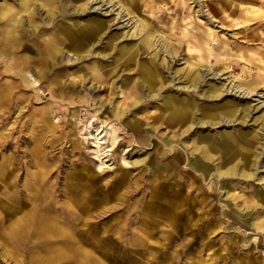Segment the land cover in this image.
<instances>
[{
  "label": "rangeland",
  "instance_id": "rangeland-1",
  "mask_svg": "<svg viewBox=\"0 0 264 264\" xmlns=\"http://www.w3.org/2000/svg\"><path fill=\"white\" fill-rule=\"evenodd\" d=\"M87 21L100 23L93 42L81 31ZM47 37L64 51L51 58L43 50L42 63L36 48ZM0 40V264H264V229L236 222L223 180L201 174L189 154L194 141L220 147L228 136L255 168V150L264 145V0H0ZM125 45L140 46L139 58L154 56L162 75L180 79L129 95L136 70L111 75ZM25 54L34 58L23 69ZM27 70L40 73L35 87L22 78ZM190 71L201 74L194 90L185 79ZM243 79L256 81L253 94L236 88ZM228 87L242 98L234 90L208 96ZM167 95L196 104L189 132L168 126ZM117 110L122 119L112 117ZM136 117L141 134L131 127ZM90 122L103 129L106 158ZM248 136L252 146L242 144ZM258 165L247 181L224 179L234 183L235 208L251 205L264 188V152ZM10 199L17 215L30 217L17 242L7 235L17 210L1 208ZM259 209L249 213L253 224L264 219ZM72 246L77 256L67 252Z\"/></svg>",
  "mask_w": 264,
  "mask_h": 264
},
{
  "label": "bare ground",
  "instance_id": "bare-ground-1",
  "mask_svg": "<svg viewBox=\"0 0 264 264\" xmlns=\"http://www.w3.org/2000/svg\"><path fill=\"white\" fill-rule=\"evenodd\" d=\"M15 17H16V15H15ZM99 29H100V23H98V22L94 23L91 21H87L85 23L84 27L81 29V31H82V33H84V32L88 33L89 38H91L90 41H88V42H93L92 40L99 33V31H100ZM4 38L8 39V38H10V36L7 34L4 36ZM142 43H143V45L141 46L142 50L143 49L146 50L149 48L150 42L147 38L144 39V41H142ZM81 44H83V43H76V44H73L72 46H75L76 49H82L83 47L81 46ZM86 44H87V42H86ZM42 45L44 46L43 48H41V46L36 48L38 50V53H37L38 60L41 61L42 63L43 62L46 63V59L43 58L44 56L43 57L40 56V53L43 52V50L44 51H51L47 55V56H50L51 58L64 51L63 47L60 46L59 43L53 42L49 37H47L46 39H43ZM109 45H111L110 48L113 47V39L109 40ZM121 51H122V57L117 58L116 62L119 63V60L121 58H123V59H122V61H120L119 66L111 72V75L115 72L117 73L118 71H126V73L128 72V74H132L134 72H130V71L136 70V72L138 74L136 75L134 80L133 79L131 80L132 83H131V86H129V91H128L129 95H131L133 93H136V95H139L140 93H144L146 90H147V92L148 91L149 92L157 91L158 89L169 87V84H172L176 79H180V76L176 77V74L168 73V74L162 75V70L161 69L159 70V68H158L159 64H157L155 62L154 56L151 58L147 57L144 59L139 58L140 53H141L140 52V46H136L135 51H133L132 46L125 45L124 47L121 48ZM129 52H130V54H129ZM15 58H16L15 56L11 57V61H13L11 63L12 65L17 63V61H16L17 59H15ZM33 58L34 57L31 55L25 54L22 57V61L19 64L22 65L23 69L29 68L31 66L28 64V61H31ZM45 58H46V56H45ZM53 58H55V57H53ZM79 58H81V57H79ZM75 59H76V57H75ZM192 63L194 65H197L196 64L197 62H192ZM26 72H28L27 75L29 78L26 77V75L23 73H22V76L23 75L24 76L22 78H24V80H26L27 84L34 85V87H35L38 84V79H39L37 77V75H40V73L37 71V75L35 76L34 73H31L28 70ZM58 76H59V74H58ZM185 77H186L185 79H188L191 83H194V84H192L194 86L193 87V90H194V88L196 86V80H198V79L200 80L201 74L198 72L194 73V72L190 71V73L187 74V76L185 75ZM166 79H168V80H166ZM57 82L61 83V85H58V88H59V90L62 91V94H64L67 90L65 84H62L64 82H61L58 78H57ZM241 83H243V85H238L239 87L236 86V88L239 89V91H241V92L245 90V92H244L245 94L246 93L253 94V92L256 89V86L258 85V84H256V81H254L252 79H243ZM138 87L140 88L139 91H138ZM183 87L186 88V86H183ZM74 89H75V86L73 85L72 88L70 89L72 94H74L73 93ZM237 89L234 90L232 87H228L225 90H222V89L216 90L215 89V90H213L214 92H210V94H208V96H210L211 98L212 97H214V98L220 97L223 94L228 93V92L232 94L233 90H234L233 96L237 97L238 99L242 98L244 93L242 94V96H240L241 92H239L236 95V92L238 91ZM107 90H114V86L113 85L107 86ZM157 93L158 92H152L151 97H155V95ZM146 95H148V94H146ZM246 96H247V94H246ZM157 103H159V102H157ZM138 104H140L138 100H135L132 103V105H134V106H137ZM162 108L165 110H168V113L164 116V118H166L168 121H170L168 126H178V127H179V125L183 126V130H182V132H180V134L187 133L191 130V128L193 127L192 125L194 124V121H195V119H193V121H192V117H193L192 114L194 113V110L196 108V104L190 105L189 103H186L183 99L178 98L175 95H167V96H164ZM112 117L117 120V119H122L123 116H122L121 111L117 110L115 113V116H112ZM138 120H139L138 117H136V119L133 118L130 120V123H131V127H133L137 133L141 134L143 132L142 126H140L139 124H134V122L138 121ZM209 121H206V122H209ZM218 121L209 122L210 123L209 125L217 123ZM233 121H235V120H233ZM196 122H198V120ZM200 123H205V122H200ZM197 125H199V124H197ZM89 128H90L91 134L94 136V139H95V141H94L95 145L94 146L98 152L99 158H101V159L106 158L107 154H106V151L104 150V147H103L104 135L101 133L103 129H99L98 126L96 128L93 127L91 122L89 124ZM260 129L263 131V128H260ZM170 141H172V140H170ZM166 142H168V144H169V139H167ZM202 142H204V143H199V142L194 141V143H192V145L190 146V153L189 154L193 155V157L195 158L194 168H198L199 171H201V174H203L205 176H208L210 174H214L215 177L217 178V180H220V179L223 180L220 182L221 189H224V188L227 189V196L224 199V203L226 204V208L228 209V213L231 215L232 218H234V220L236 222L239 223V221H240L239 219L242 218L241 224L246 225L247 228H254L257 225L258 227H262L264 229V219L262 221H260L258 224L257 223L253 224V222L249 219V216H250L249 213L251 212V209L255 210L256 208H260L259 212H257V213H260L261 210H264V188L262 190H259L256 192V197H255L256 199H254V201L251 202L252 203L251 205L245 206L244 209H243V207H242V209H239V208L234 207V205L237 204L236 200L238 198V195L236 196V195L229 192L231 189L229 184H231V187H232V184H234V183H230L231 181H227L228 178H238L239 180L247 181V180H249V178L254 176L255 169H258L260 166V165H258V159H259L260 155L263 154V152H264L263 143L259 144L260 150H258V149L255 150L254 156H255V158H257V163H253V165H255V168H254V170H251L250 169L251 167L249 165L250 160H251L250 159V153L247 152L246 150H243L242 153L237 152L236 147L234 146L232 139L230 140V138L228 136H226V137L223 136L220 139V141H219L220 147H218L219 145L216 144L212 139H209V140L207 139V140H204ZM187 143H188V141H187ZM243 143H245L249 146H252L253 141L250 139V136H248V137H245L242 139V144ZM259 147L257 146V148H259ZM219 150L221 152L220 155L222 156V158L219 161H216V159L219 157V155L216 152H218ZM105 160H107V159H105ZM102 165H104V164H102ZM99 167H101V166H99ZM155 169H156V166H155ZM224 179H227V180H224ZM262 180H264V178H262ZM9 201H11V203ZM9 201L3 203V207H1V208H3L4 210H7L8 213L11 214L14 212V210L16 211L17 209L14 207L13 200L10 199ZM20 211H21V209H19V212ZM256 211H253V213H255ZM17 214H18V210L13 215L14 216L13 218L16 221V223H14L15 226L13 225V221L11 220V222L8 225L9 228H8V232H7V235L9 234L8 237L11 238L12 240H14V242L21 240L22 232L23 233H26V232L29 233L30 226H31L30 225V217L25 219L22 216V214H20V215H17ZM237 220H239V221H237ZM52 230L56 231V229L53 225H52V228H50V231H52ZM11 248L14 250L13 247H11ZM11 248L9 249L8 254L13 259L16 260V254L11 250ZM70 248L71 249H68V251L67 250L66 251L69 253H72V256H77L79 251H81L80 249L78 251L77 246L76 247L72 246ZM16 252H17V250H16ZM83 252H84V256L86 253H88L87 250H83ZM54 257H55V255L51 254L49 258L54 259ZM85 260H86V258L82 259L81 261L84 262ZM14 264H20V259H17V261L14 262Z\"/></svg>",
  "mask_w": 264,
  "mask_h": 264
},
{
  "label": "crops",
  "instance_id": "crops-1",
  "mask_svg": "<svg viewBox=\"0 0 264 264\" xmlns=\"http://www.w3.org/2000/svg\"><path fill=\"white\" fill-rule=\"evenodd\" d=\"M68 91H69V89H68Z\"/></svg>",
  "mask_w": 264,
  "mask_h": 264
}]
</instances>
